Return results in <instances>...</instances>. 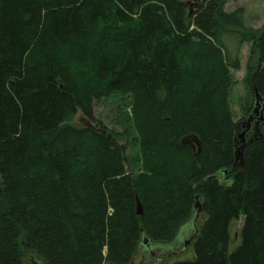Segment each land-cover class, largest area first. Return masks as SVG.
Instances as JSON below:
<instances>
[{"label": "trees", "instance_id": "16d2710c", "mask_svg": "<svg viewBox=\"0 0 264 264\" xmlns=\"http://www.w3.org/2000/svg\"><path fill=\"white\" fill-rule=\"evenodd\" d=\"M226 2L0 0V264H29L28 253L45 264H129L148 247L144 237L175 239L196 195L207 218L194 258L169 264H264V125L252 127L235 163L228 66L240 64L225 42L238 34L258 53L246 115L255 90L264 99V26H247L244 7ZM114 93L131 94L140 117L152 113L143 166L155 190L173 189L178 215L148 209L114 133L71 123L78 110L96 120L95 100ZM241 216V242L229 252Z\"/></svg>", "mask_w": 264, "mask_h": 264}, {"label": "rangeland", "instance_id": "374dc122", "mask_svg": "<svg viewBox=\"0 0 264 264\" xmlns=\"http://www.w3.org/2000/svg\"><path fill=\"white\" fill-rule=\"evenodd\" d=\"M240 6L244 7L245 9L246 25L255 29H259V32L260 30L262 32L264 26V0H227L225 9L231 11ZM238 38V34H228L225 36V42L229 52L233 57L238 54L240 64L238 69L228 66L231 76V86L228 88L229 91L227 94V101L233 119L236 123H240L243 120L245 113L252 103L253 92L248 82L247 72L250 67H253L258 62V53L254 49L253 43L251 41H247L240 45L238 43ZM40 44L41 46H44L46 44L45 39H42ZM39 51H43V49L39 47L38 52ZM87 69L88 66H86L83 71L86 73ZM222 88H225V85H223ZM134 103L135 101L133 100V96L131 94L114 93L108 97L95 100L94 115L96 120L92 121L86 117L81 110H78L74 118L71 120V123L77 127H95L114 133L117 139L126 147L127 170H132L135 175H141L142 192L146 202L148 203V209H170L173 214L178 215L176 212V204L170 203V199L173 195V189L170 191L169 189H167V191L165 189L155 190L158 185V179L143 166L142 159L144 157V153L148 149L152 148L153 131L149 128V121L153 119V115L152 113L148 115L147 112L144 113L141 111L140 117L138 112L139 109L136 108L134 111ZM218 111L220 112L221 110ZM175 112L179 111L175 110ZM209 115H211V117L217 115L216 110L209 113L208 116ZM138 121L142 124V126L145 125L144 129H141ZM191 142L193 143L194 149L196 150V143H194L193 140H191ZM176 170L179 171L178 178L180 180L183 176L186 178L188 173L186 165L183 167L179 166ZM173 177L176 181H180L177 179V177ZM146 180H148V182H146ZM149 182L152 186L148 188L147 185ZM177 192L178 191H176V193ZM200 201L201 203L203 202V197H201ZM141 203L144 212L145 205L143 202ZM194 218H196V216L191 219L192 222H194ZM206 218V212L201 209V212L195 221L198 228L204 223ZM243 221L244 216H241L239 219L234 220L231 223V242L229 245V252H232L241 242L239 234L243 225ZM183 230L188 232L189 228L186 226L183 227L182 232ZM192 233L193 230L189 233L187 238H189ZM180 239L181 242L174 243L173 245V251L178 252L177 254H172L171 248L167 247H164L165 251L159 254L160 250L157 251L155 248L157 256L162 258L163 264H169L175 259L186 260L194 258L192 242H190L183 250V237ZM193 240L194 239L191 241ZM145 249L146 247L143 245L141 246L140 251ZM139 252L133 257L129 264L142 263V258H140L141 252ZM147 254L148 253L146 252L144 259L148 257ZM27 261L29 264H45L41 257L33 255L32 253H28Z\"/></svg>", "mask_w": 264, "mask_h": 264}, {"label": "water", "instance_id": "95a60500", "mask_svg": "<svg viewBox=\"0 0 264 264\" xmlns=\"http://www.w3.org/2000/svg\"><path fill=\"white\" fill-rule=\"evenodd\" d=\"M254 96H255V103H254V107L252 111L246 114L243 120L240 123H237L236 125L235 142L237 143L235 145L234 155H235V163H238V164H243L244 162L245 150L251 141V139L250 140L248 139L249 131L252 129L253 126H258L259 124L264 125V99L257 92V90L254 91ZM201 209H202V203L200 201V195H196L194 205H193L192 215L188 221H186L185 223L181 225L182 227L179 228L177 235L174 239L175 242L177 241L181 242L180 238L183 237L182 242H184L185 248L190 242H192L191 240L196 236L198 232V226L195 221H196L197 216L201 212ZM136 212L139 215L143 214V206L138 196L136 197ZM194 216H196V218H194L193 219L194 222H192L191 219ZM186 226L189 228V231L186 232L185 230H183L182 232L183 227H186ZM192 230L194 231L191 235L192 237L190 236L189 238H187L189 233ZM174 240L170 242H149V239L147 237H144L143 243L148 247H151V246L152 247H158V246L166 247V246H172L173 244L172 242Z\"/></svg>", "mask_w": 264, "mask_h": 264}, {"label": "flooded vegetation", "instance_id": "af4514ba", "mask_svg": "<svg viewBox=\"0 0 264 264\" xmlns=\"http://www.w3.org/2000/svg\"><path fill=\"white\" fill-rule=\"evenodd\" d=\"M174 242H175V240L172 242L173 243L172 244V248H173ZM179 242L180 241H177L175 243H179ZM183 244H184V242H183ZM155 248L157 249V251L160 250L159 254H161V253H163L165 251L164 247H161V246L159 248L158 247H152V246L151 247H147L145 250L140 251L144 255L139 252L140 253V258H142L141 259L142 260L141 264H163L162 258L157 256V252L155 251ZM184 249H185V246H183V250ZM146 252L148 253L147 254L148 257L146 259H144V256H146L145 255ZM171 253L172 254H177L178 252L173 251V249H172Z\"/></svg>", "mask_w": 264, "mask_h": 264}]
</instances>
